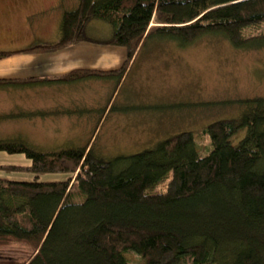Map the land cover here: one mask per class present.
<instances>
[{
	"label": "trees",
	"instance_id": "obj_1",
	"mask_svg": "<svg viewBox=\"0 0 264 264\" xmlns=\"http://www.w3.org/2000/svg\"><path fill=\"white\" fill-rule=\"evenodd\" d=\"M78 6L64 13L58 42L0 51V60L94 42L85 27L97 19L114 28L103 43L127 51L115 72L119 82L154 37L186 48L222 37L240 51L264 50V0H80ZM236 104L239 117L202 131L213 146L204 156L192 132L113 161L94 150L93 140L52 152L19 138L0 140V153L31 164L0 169L36 176L0 178V248L31 247L22 264H131L130 252L141 264H264V97ZM48 174L68 179L39 181ZM163 184L166 190L156 193Z\"/></svg>",
	"mask_w": 264,
	"mask_h": 264
},
{
	"label": "rangeland",
	"instance_id": "obj_2",
	"mask_svg": "<svg viewBox=\"0 0 264 264\" xmlns=\"http://www.w3.org/2000/svg\"><path fill=\"white\" fill-rule=\"evenodd\" d=\"M47 1L34 0L27 4V0H0V51L13 52L18 49L15 47L28 42L31 37L30 11L39 9ZM56 33L57 29L47 40L59 41V33L55 36ZM43 43L46 41L38 44ZM136 59L131 72L119 83L109 117L100 127L90 132L92 117L82 118L79 127L46 130L45 133L35 131L29 132L30 137L15 135L13 138L23 139L34 150L42 152L80 149L93 140L94 150L105 160L113 161L155 148L158 142L181 132H192L198 151L204 156L213 148L202 134L204 128L215 121L239 117L241 110L236 102L264 97V50L240 51L222 37L203 38L187 48L178 41L154 37ZM1 99L0 92V102ZM100 109L97 106L93 111L98 120L102 113ZM12 125H0V140L13 139L4 138L10 132L7 126ZM17 134L22 135L18 131ZM3 165L25 167L31 164L22 155L0 153V166ZM0 178L31 182L36 176L0 169ZM67 179L65 174H48L40 176L39 181L48 183ZM166 187V184L160 185L155 191L163 192ZM33 253L25 244L9 245L0 248V262L22 264ZM126 258L131 264L143 262L133 252Z\"/></svg>",
	"mask_w": 264,
	"mask_h": 264
},
{
	"label": "crops",
	"instance_id": "obj_3",
	"mask_svg": "<svg viewBox=\"0 0 264 264\" xmlns=\"http://www.w3.org/2000/svg\"><path fill=\"white\" fill-rule=\"evenodd\" d=\"M32 1L27 0L26 3L32 4ZM50 1L30 11L28 25L31 37L26 44L15 47L18 49L13 52L31 48L42 40L46 41L43 44L58 42L47 38H52L55 29L60 36L64 13L79 7L80 0ZM32 20L35 21L31 25ZM85 28V35L94 42L54 53H21L0 60V81L6 82L0 84L3 96L0 125H16L7 126L10 132L4 138L15 135L24 138L31 136L29 132L75 128L81 125L82 118L90 117L93 119L92 128H89L91 132L107 120L120 83L115 72L127 60V51L103 43L112 39L114 28L109 23L92 20ZM92 72L103 74L93 76ZM72 75L75 77L71 78ZM97 106L102 110L99 120L93 112ZM102 116H105L103 121Z\"/></svg>",
	"mask_w": 264,
	"mask_h": 264
}]
</instances>
